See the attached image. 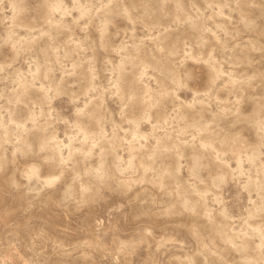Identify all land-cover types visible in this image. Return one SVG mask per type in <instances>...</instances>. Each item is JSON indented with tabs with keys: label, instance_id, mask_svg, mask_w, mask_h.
<instances>
[{
	"label": "rangeland",
	"instance_id": "1",
	"mask_svg": "<svg viewBox=\"0 0 264 264\" xmlns=\"http://www.w3.org/2000/svg\"><path fill=\"white\" fill-rule=\"evenodd\" d=\"M264 264V0H0V264Z\"/></svg>",
	"mask_w": 264,
	"mask_h": 264
},
{
	"label": "bare ground",
	"instance_id": "2",
	"mask_svg": "<svg viewBox=\"0 0 264 264\" xmlns=\"http://www.w3.org/2000/svg\"><path fill=\"white\" fill-rule=\"evenodd\" d=\"M11 264H14V262H13V263H11Z\"/></svg>",
	"mask_w": 264,
	"mask_h": 264
}]
</instances>
